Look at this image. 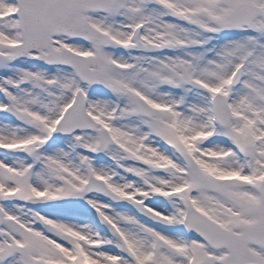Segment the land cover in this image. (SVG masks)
Returning a JSON list of instances; mask_svg holds the SVG:
<instances>
[{"label":"snow or ice","instance_id":"obj_1","mask_svg":"<svg viewBox=\"0 0 264 264\" xmlns=\"http://www.w3.org/2000/svg\"><path fill=\"white\" fill-rule=\"evenodd\" d=\"M0 264H264V0H0Z\"/></svg>","mask_w":264,"mask_h":264}]
</instances>
